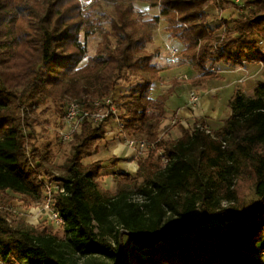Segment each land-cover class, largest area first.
Returning <instances> with one entry per match:
<instances>
[{
    "label": "trees",
    "instance_id": "1",
    "mask_svg": "<svg viewBox=\"0 0 264 264\" xmlns=\"http://www.w3.org/2000/svg\"><path fill=\"white\" fill-rule=\"evenodd\" d=\"M91 1L86 10L82 0H0V264H264L249 251L264 241V82L255 99H233L220 131L199 125L178 141L159 140L167 98L151 92L164 69L147 50L164 19L170 37L196 52L194 85L218 78L215 63L264 65L254 40L264 38V0H246L254 9L226 27L220 43L206 9L225 0H142L159 7L152 19L130 0L116 2L114 15L99 11L112 0ZM96 31L101 43L80 67L87 57L82 38ZM179 85L172 81L168 95ZM109 97L123 133L154 142L169 159L164 169L151 155L136 173H115L114 195L99 185L102 161L83 164L98 154L105 125L85 124L62 168L51 146L37 144L50 106L58 111L56 126L68 101ZM246 174L259 198L254 216L236 205L234 185ZM140 178L144 185L133 192ZM49 182L64 189L54 194L63 239L35 230L13 208L14 196L42 201ZM197 210L203 216L190 223Z\"/></svg>",
    "mask_w": 264,
    "mask_h": 264
},
{
    "label": "rangeland",
    "instance_id": "2",
    "mask_svg": "<svg viewBox=\"0 0 264 264\" xmlns=\"http://www.w3.org/2000/svg\"><path fill=\"white\" fill-rule=\"evenodd\" d=\"M121 1H129V0H112V1H103L99 8L100 12H105L110 15H114V6L116 2ZM133 2L134 7L138 12L144 14L147 19H152L156 16L160 15L159 7L151 8L148 3H144L142 0H130ZM224 2V0H222ZM86 10L91 9V0H82ZM246 0H225L224 3L220 4V6L216 3L207 7L206 12L209 16L208 23L209 28L214 31L215 36L218 38L219 43L222 41L224 37L225 28H234L235 21L240 18L243 14H249L254 7H246ZM94 12V10H91ZM96 12V11H95ZM94 12V13H95ZM164 20V19H163ZM165 21V20H164ZM161 22V20H160ZM167 24H158L157 29L154 31L156 33V39L153 40L151 44L148 45L147 50L150 53H154L156 56L154 59L155 64L159 67H167L170 69L168 73L169 81L178 80L181 82L176 88V93L179 95V98L182 100L185 107L190 108L195 106L192 102L190 103L186 98V94L192 93L191 89H196L197 86H193L189 83L190 80H193L192 75H197V73L190 72L191 69L196 68L194 66V59L196 52H186L183 47L178 45L175 40L170 37V34L166 32ZM102 40L101 34L99 31H96L93 37L85 39L84 36L82 38V43L85 45L87 49V57L81 63L80 67H83L87 64V60L89 57L95 55L98 46L100 45ZM256 43L259 45L261 50L264 52V38H254ZM174 43V44H173ZM183 50V52H182ZM221 52H224L220 49ZM174 52H177L175 54ZM189 65V66H184ZM211 63L209 64V67ZM188 67V68H187ZM213 72H215L218 76L217 79L207 81V86H209L210 99L213 104L211 111L215 112L216 117L213 119V123H211L210 130L212 132H217L220 129L222 120L225 119L226 116L230 113V103L236 96H242L245 100L255 99L256 89L258 82H264V65L261 64H244L243 66H229L224 62L215 63L212 67ZM199 73V72H198ZM200 76V74H199ZM198 76V77H199ZM160 82V80H158ZM160 82L157 90L151 92V97L153 99L162 98L161 94L164 91H167L171 88V82ZM139 82V81H137ZM156 83V82H155ZM123 86V85H122ZM91 90V85H90ZM163 90V91H162ZM197 96L200 98L201 95ZM170 97H173V103H168V108L170 114H173L175 110L179 107L177 103V99L173 95H168V100ZM70 99H67L68 101ZM65 101V102H66ZM51 111L48 112L45 120H48L50 125H42L37 128V141L39 147L51 146L54 151V165L58 168H62L66 163L69 156L72 154V146L71 145H62L58 142V137L55 132L54 118L58 114V111L55 110L54 106H50ZM166 120V119H165ZM162 124H165L163 122ZM220 124V125H219ZM43 126L45 128H43ZM162 127V126H160ZM193 128L194 125L191 124ZM160 135L162 131L159 129ZM185 133H183L184 135ZM169 133L164 140L173 141L171 138L168 139ZM131 138H144L143 136H136ZM122 140V137H121ZM120 148L118 144H113L112 142L106 141L102 139L98 143V154L90 158H84L83 164L89 165L94 161H102L103 170L100 173L99 185L104 190L110 192L111 194H117L120 188L118 184L114 180V174L116 173L118 159L114 154V149ZM117 154V153H115ZM120 155L121 159H125L126 154ZM155 158V157H154ZM123 159V160H124ZM113 160V161H111ZM126 160V159H125ZM146 160V159H145ZM159 167L162 168L160 164L156 163ZM130 172V171H129ZM131 173V172H130ZM56 176L62 174L61 170H56L54 172ZM145 180L143 178L138 179L135 185L131 188L133 192H137L143 185ZM235 189L239 192V200L236 205L239 208H242L243 214L247 216H254L258 213L259 210V198L255 193V190L252 186L251 176L248 174L244 175L241 180L236 181ZM16 200L13 203V208L17 214L18 219H23L27 224L32 226L35 230L38 231H47L58 236L60 239H63L65 236V231L62 228L57 227L56 225H52L51 221L46 218L40 217L42 215V206L41 201L37 203H29L27 200H22L18 196H14ZM40 203V204H39ZM228 203H224V206H228ZM203 216L201 210H197L190 218L189 222L193 223L199 220ZM185 223H174L170 227H178L183 226ZM124 241L127 243V239L124 238ZM115 243V241L113 240ZM257 258L264 263V241L262 243L253 246L250 250Z\"/></svg>",
    "mask_w": 264,
    "mask_h": 264
},
{
    "label": "built area",
    "instance_id": "3",
    "mask_svg": "<svg viewBox=\"0 0 264 264\" xmlns=\"http://www.w3.org/2000/svg\"><path fill=\"white\" fill-rule=\"evenodd\" d=\"M174 53L177 54V52ZM189 102L197 105L200 99L196 93H191ZM120 115L121 112L112 97L86 101L70 100L67 102L63 115L58 118L55 126L58 142L64 146L70 145L85 124L92 126L105 125L107 131L104 139L121 146L126 154V160L124 158V160L121 159L120 155L117 156L118 154L115 155L118 159L116 173H130L132 171H134L132 173H136L139 169V161L145 160L151 155H154L163 169L166 168L169 164V159L165 151L162 149L158 150L156 144L146 138L127 137L123 133ZM177 124L178 122L176 121H171L167 125L161 124L160 130L162 134L160 135L159 131V140H164L167 133H169V128L171 126L175 127ZM200 127L202 128V126ZM188 132L193 133V130L189 129ZM131 165L136 166L135 170L130 168ZM57 192L64 193L62 185L57 182H49L45 197L40 202L43 211L40 217L51 221L53 226L56 225L63 229L64 220L54 205V194Z\"/></svg>",
    "mask_w": 264,
    "mask_h": 264
},
{
    "label": "crops",
    "instance_id": "4",
    "mask_svg": "<svg viewBox=\"0 0 264 264\" xmlns=\"http://www.w3.org/2000/svg\"><path fill=\"white\" fill-rule=\"evenodd\" d=\"M161 24H166V22L163 19H161L160 25ZM165 28H166V26H165ZM155 39H156V33L154 34V40ZM176 43H178V45L182 46L179 42L176 41ZM184 66H189V65L184 64ZM163 69H164V71L160 74V82L161 81L162 82L172 81V80L169 81V79L167 78L169 76L168 73H169L170 69H168L167 67H164ZM190 72L191 73L192 72L197 73V75H195V74L192 75L193 80L198 78V76H199L198 71L191 69ZM160 82L156 81V83L153 84V88H152L153 91L157 90ZM191 82H192V80L189 81L190 84H192ZM171 84H172V82H171ZM192 85L197 86V88L191 89L192 90L191 92L196 93L198 95H201L200 96L201 99H200V102L197 105L191 107V109L185 107V104H183L182 100L179 98V95H177L176 88H175L174 93L172 95L175 96V98L177 99V103H178L179 107L177 108V110H175V112L173 114H170V111L168 108V103H170V104L173 103V97H170L168 100V92L171 88H169L167 91H164L161 94V97L167 98V102H168V103L166 102V109L168 111V114H167L166 120H164V122H165L164 125L169 124L171 121L178 122V124L175 127L171 126L169 128L168 139L171 138L173 141H178L180 138H182L183 133H186L189 129L194 130V128L196 126H199V125L204 126L207 130L211 131L210 130L211 129L210 128L211 123H213V119L216 117L215 112L214 111L212 112L210 109V108H212L213 104L211 103L210 92L208 90L209 86H207L208 85L207 82H204L201 85H194V84H192ZM230 115H231V109H230L229 115L226 116L225 119L222 120V122L220 123L221 126H220V129L218 131L221 130V128L224 126V123L228 120ZM201 121L204 122V125H202ZM191 124L194 125L193 128L191 127ZM112 143L116 144L114 142H112ZM123 152H124V150H122V147L120 146V148L114 149L113 156L116 155L115 153L123 154ZM111 161H113V160H111ZM117 168H118V166H117ZM130 168L135 170L136 166L131 165ZM132 172H134V171H132Z\"/></svg>",
    "mask_w": 264,
    "mask_h": 264
},
{
    "label": "bare ground",
    "instance_id": "5",
    "mask_svg": "<svg viewBox=\"0 0 264 264\" xmlns=\"http://www.w3.org/2000/svg\"><path fill=\"white\" fill-rule=\"evenodd\" d=\"M185 98L189 101V100H190V96H189V94H186V95H185Z\"/></svg>",
    "mask_w": 264,
    "mask_h": 264
}]
</instances>
